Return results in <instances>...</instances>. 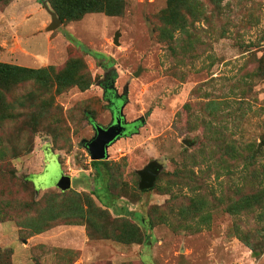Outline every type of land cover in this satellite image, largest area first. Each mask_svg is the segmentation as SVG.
Listing matches in <instances>:
<instances>
[{
    "label": "rangeland",
    "instance_id": "374dc122",
    "mask_svg": "<svg viewBox=\"0 0 264 264\" xmlns=\"http://www.w3.org/2000/svg\"><path fill=\"white\" fill-rule=\"evenodd\" d=\"M123 2L55 30L48 0L0 8V64L45 70L0 72V264H264V0ZM108 82L142 123L108 147L106 191L86 145Z\"/></svg>",
    "mask_w": 264,
    "mask_h": 264
},
{
    "label": "trees",
    "instance_id": "16d2710c",
    "mask_svg": "<svg viewBox=\"0 0 264 264\" xmlns=\"http://www.w3.org/2000/svg\"><path fill=\"white\" fill-rule=\"evenodd\" d=\"M12 0H0V8L7 7ZM48 3L50 5L51 10L58 16V18L61 21L66 22H75L80 21L86 14L89 13H105L108 16H117L122 12L124 2L123 0H48ZM115 5V7H114ZM179 30L183 32L184 35H186V27L185 25H179ZM177 42L178 40H173ZM194 58V57H192ZM68 64H66V67ZM0 72L4 74H8L7 78L16 79L17 81H20L26 77V74L32 73L33 75H37L41 72H45L44 69H37V70H30L19 66L14 65H2L0 64ZM264 74V73H263ZM88 87V84L86 85V88ZM115 94L114 90H109ZM105 98L107 99L108 96L105 95ZM112 99V96L109 97ZM115 101V99H114ZM125 102V97H119L118 103L123 104ZM120 105V106H121ZM119 106V107H120ZM91 123H93L90 120ZM140 122L137 121L134 124L138 125ZM23 152L30 153L31 150L29 149H23ZM18 154L16 153L14 155V158H17ZM91 167L95 171L96 176L98 179L105 180V177H110V172L107 168V161H91ZM107 180V178H106ZM109 180V179H108ZM101 185L103 186V190H108V186L104 182H101ZM97 191H91L90 197L94 196L98 199V201L105 207V209H100L97 207L98 210H101L103 212H107V209H111V207L114 205V201L112 199L103 200L100 195L97 194ZM110 195V198L112 197L111 193L108 192ZM257 199L256 196L251 197L249 200L246 196L241 197L239 200L235 201V203L231 206V212H237L241 213L242 208L251 207L254 205V201ZM249 201V202H248ZM244 202H246V205H243ZM35 203H38L35 201ZM240 209V210H238ZM123 216V214H120ZM38 227H33L35 234L42 233L43 231L47 230L48 228H51V226L43 225Z\"/></svg>",
    "mask_w": 264,
    "mask_h": 264
},
{
    "label": "water",
    "instance_id": "95a60500",
    "mask_svg": "<svg viewBox=\"0 0 264 264\" xmlns=\"http://www.w3.org/2000/svg\"><path fill=\"white\" fill-rule=\"evenodd\" d=\"M48 13L51 16V23L47 29L55 30L61 25V20L57 17L54 12H51L49 10ZM118 37L119 34H115L113 40L115 45H118ZM109 90H112V87H109ZM113 112L115 120L113 125L104 128L97 124H92L93 129L95 130V138L86 145V148L92 161H104L107 158L108 147L117 138L121 137L123 134H127L126 126L123 123V117L120 115V108L119 110L113 108ZM139 122L142 123V120H139ZM158 168L159 166H157L155 163H150L143 170L138 172L141 179L139 183L140 190H149L153 188ZM56 187L61 191L69 190L71 187L70 177L63 175L62 178L58 181Z\"/></svg>",
    "mask_w": 264,
    "mask_h": 264
},
{
    "label": "flooded vegetation",
    "instance_id": "af4514ba",
    "mask_svg": "<svg viewBox=\"0 0 264 264\" xmlns=\"http://www.w3.org/2000/svg\"><path fill=\"white\" fill-rule=\"evenodd\" d=\"M109 82H108V86H106L105 87V95L106 96H108V98H107V101L109 102V104H110V107H109V111H110V113H111V123H110V125H113L114 124V122H115V120H114V112H113V108H116L117 110H119V108L120 107H118L117 106V103H118V98L117 97H115V94L113 93V92H111V91H109ZM112 96V99L111 98H109V97H111ZM114 99H115V101H114ZM124 123V125L126 126V132H127V134H123L122 136H126V135H128V133H129V128H130V126L131 125H136V124H134V123H132V124H126L125 122H123ZM93 123H91V125H92ZM109 125V126H110ZM108 126V127H109ZM137 126V125H136ZM92 127H93V125H92ZM136 129V128H135ZM125 133V132H124ZM121 136V137H122Z\"/></svg>",
    "mask_w": 264,
    "mask_h": 264
},
{
    "label": "crops",
    "instance_id": "0c3cea01",
    "mask_svg": "<svg viewBox=\"0 0 264 264\" xmlns=\"http://www.w3.org/2000/svg\"><path fill=\"white\" fill-rule=\"evenodd\" d=\"M32 154H35V152H34V153H32Z\"/></svg>",
    "mask_w": 264,
    "mask_h": 264
}]
</instances>
